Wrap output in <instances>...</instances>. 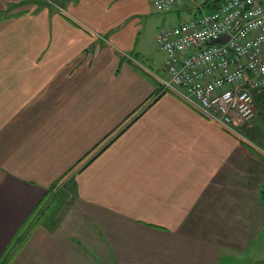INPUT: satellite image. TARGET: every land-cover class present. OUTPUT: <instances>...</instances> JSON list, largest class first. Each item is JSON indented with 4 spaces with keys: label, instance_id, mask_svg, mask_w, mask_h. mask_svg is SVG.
<instances>
[{
    "label": "crops",
    "instance_id": "crops-1",
    "mask_svg": "<svg viewBox=\"0 0 264 264\" xmlns=\"http://www.w3.org/2000/svg\"><path fill=\"white\" fill-rule=\"evenodd\" d=\"M48 1L0 0V258L63 184L10 264H263L264 114L163 91L151 0Z\"/></svg>",
    "mask_w": 264,
    "mask_h": 264
},
{
    "label": "built area",
    "instance_id": "built-area-1",
    "mask_svg": "<svg viewBox=\"0 0 264 264\" xmlns=\"http://www.w3.org/2000/svg\"><path fill=\"white\" fill-rule=\"evenodd\" d=\"M185 0H151L157 11L187 7ZM195 15L156 36L166 55L170 92L229 133L248 141L240 127L255 115V92H264V0H225L214 11L188 0ZM227 36L225 42L217 40Z\"/></svg>",
    "mask_w": 264,
    "mask_h": 264
},
{
    "label": "rangeland",
    "instance_id": "rangeland-1",
    "mask_svg": "<svg viewBox=\"0 0 264 264\" xmlns=\"http://www.w3.org/2000/svg\"><path fill=\"white\" fill-rule=\"evenodd\" d=\"M32 1H38V0H32ZM197 1H199L202 4H205V2L206 1H209V0H197ZM210 1H215V0H210ZM48 2L53 3L51 0H49ZM184 2H185V5H187L189 7H192L194 9L195 6L193 5L194 6L193 7L192 4L189 3L188 0H185ZM152 8H153V10H152L151 15L146 16V17H143V21H142V24H144L145 22H148V24L150 25V29H151L150 35L155 34V33L158 34L162 29L169 28V27H173V26H175V25H177V24L180 23V21H181L180 19H182L183 17H188V14H187L188 12L185 11V10H187L185 7H178V8L185 9V10L182 11L181 17L175 11H172V12H160V11H157L154 7H152ZM151 45H152V49L154 50V53L156 54L157 59H159L160 62L161 61H164L165 55H164L163 52H161L158 49V44L152 42ZM156 72H158V70ZM158 75H160V73H158ZM262 96H264V92H255L254 93V97H255V107H256L255 115L252 118V122L251 123L244 124L243 126L240 127L241 128L240 129V132H241L240 134H242L246 138H247V136H245V134L242 131L243 130V127L244 128H248V129H256V126L254 128V123L256 121L260 120V116L262 115V113H261L262 110H261L260 107H258V103L259 104H261V103L257 101V99L259 97H262ZM259 125L262 126L263 125L262 122H260ZM257 129H258V127H257ZM258 133H262L263 134V129H260V132H258ZM263 141H264V139H263ZM249 143L252 144L251 142H249ZM256 145H259V144L256 143ZM59 187L60 186H58L57 189ZM61 188L62 189H60V191L58 193H54L56 195L55 197H57L58 200H62L64 198V196H63L64 193L67 192V191H65V187H64L63 184L61 185ZM260 245H263L264 246V244L262 243V241L260 239L257 240L255 242V244L253 245V252L255 254L256 253L259 254L260 248H261ZM260 262H262L264 264V261L261 260Z\"/></svg>",
    "mask_w": 264,
    "mask_h": 264
},
{
    "label": "trees",
    "instance_id": "trees-1",
    "mask_svg": "<svg viewBox=\"0 0 264 264\" xmlns=\"http://www.w3.org/2000/svg\"><path fill=\"white\" fill-rule=\"evenodd\" d=\"M224 1L225 0H215V1L209 0V1H206L204 4L205 11L216 10L217 8H219V6H221V4ZM156 85H157V83H156ZM257 101L261 103L260 104L261 110H262L261 113L264 114V96L259 97L257 99ZM55 188H57V184H55L51 188H49V192H47V196H46L45 200L43 201V203L41 204L42 208L44 205L52 207L55 203L57 204L59 202L58 198L55 197L56 195L53 193ZM42 208H37V210H35V212L33 214H31V216L27 219V221L22 226L20 231L16 234V236L13 238V240H11V243L9 244L7 250L5 251L3 256L0 258V264H10L13 261L16 254L24 246V244L28 240L29 236L34 231V229L36 228L35 224H34L35 223L34 218L37 216L39 210Z\"/></svg>",
    "mask_w": 264,
    "mask_h": 264
},
{
    "label": "water",
    "instance_id": "water-1",
    "mask_svg": "<svg viewBox=\"0 0 264 264\" xmlns=\"http://www.w3.org/2000/svg\"><path fill=\"white\" fill-rule=\"evenodd\" d=\"M227 40V36H223L221 38H219L217 41L218 42H225Z\"/></svg>",
    "mask_w": 264,
    "mask_h": 264
}]
</instances>
